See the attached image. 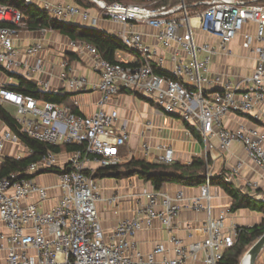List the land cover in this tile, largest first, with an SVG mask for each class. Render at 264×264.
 <instances>
[{"label": "built area", "instance_id": "2783aa9c", "mask_svg": "<svg viewBox=\"0 0 264 264\" xmlns=\"http://www.w3.org/2000/svg\"><path fill=\"white\" fill-rule=\"evenodd\" d=\"M88 1L95 5V14L68 0H24V4L36 5L49 18L62 22L76 17L82 24L96 27L103 18L120 25L115 36L135 55L133 62L111 63L88 42L68 43L70 50L89 53L92 68L98 72L97 83H89L83 75L64 71L59 75L68 89L99 92L97 110L86 116L7 87L16 83L6 74L10 72L33 81L44 92H52L48 81L39 78L45 70L40 42L30 43L24 54L18 51L16 41L25 27L23 14L13 6L0 5V72L6 75L0 81V106H13L12 117L20 133L51 146L81 147L63 154L47 151L26 166L24 175L0 177V264H219L224 251L236 241L238 225L223 224L228 209L217 218L211 216L208 179L198 196L187 199L181 191L174 197L147 193V201L138 207L136 216L122 219L105 233L96 208L100 191L92 174L119 163L120 147L129 138L126 124L117 125V111L106 107L120 89L152 99L165 114L179 115L199 130L204 140L208 135L218 136L222 149L239 143L245 158L264 173V133L254 127L227 129L222 125L223 117L233 113L251 115L255 121L264 117L259 109L264 108V0H198L190 6L185 0ZM191 7L202 8L191 12ZM137 25L150 26L162 46L175 44L184 55L178 58L174 53L172 67L164 71L163 56L145 43L135 29ZM237 35H241L243 47L253 52L256 65L248 76L230 79L226 73L211 71L210 63L215 55L230 53L229 45ZM0 136V154L6 141L21 149L14 159L33 154L8 128ZM160 148V162H173V148ZM242 164L236 160L231 172H238ZM55 169L59 170L61 192L47 207V188L36 184L33 176ZM251 186L258 188L253 183ZM253 194L264 197L261 192ZM187 209L207 214L201 226L203 237L188 244L174 229L176 218ZM155 220L169 231L171 256L161 242L146 253L135 247L133 236L141 228H150Z\"/></svg>", "mask_w": 264, "mask_h": 264}, {"label": "crops", "instance_id": "0c3cea01", "mask_svg": "<svg viewBox=\"0 0 264 264\" xmlns=\"http://www.w3.org/2000/svg\"><path fill=\"white\" fill-rule=\"evenodd\" d=\"M70 2L80 5L73 0ZM86 8H89L95 14V6ZM64 23L90 27L84 23L82 24L80 19L76 17ZM119 27V24H114L102 18L96 27L90 28L115 36ZM135 29L143 35L146 44L156 47L160 55L163 56L164 71L172 67L170 60L174 53H176L178 58L184 55L183 50L175 44H171L169 47L162 46L157 38L156 30L150 26L137 25ZM70 40L72 39L57 31H45L44 34H41L40 30L31 31L25 29L20 30L16 46L18 51L24 54L23 51L26 46L32 42L39 41L41 44L39 55L44 59L45 63V70L39 75V78L48 81L52 92H70L71 95L68 101L76 107L80 115L86 116L97 110L99 92L92 89L85 92L68 89L61 84L59 75L62 71L67 75H83L89 83H97L99 80L98 72L92 68L93 60L89 53L79 49H69L68 43ZM229 48V54L220 53L211 59V71L226 73L230 79L248 76L256 65L255 56L253 52L243 47L241 35H237L231 41ZM115 51L114 57L120 62H133L136 58L134 54L124 48H118ZM32 61L33 58H30L29 62ZM62 63L66 64L63 68L61 67ZM5 76L4 73H0V81H3ZM1 107L9 115H13V106L4 104ZM106 107L108 110L115 109L117 111L119 116L117 125L125 123L129 132L128 140L120 147V161L117 164L125 163L132 158H138L148 163L160 162L159 156L162 153L160 147L170 146L173 148L174 161L176 162L186 164L194 157H203L208 161L209 174L218 175L221 173L226 179L245 192H253L252 183L264 191V173L253 161L245 158L242 146L239 143L234 142L229 149H222L219 146L218 136L216 135H208L205 140L203 136L198 139L185 126L179 115L163 113L157 108L152 99H148L135 91L120 89L118 94L110 99ZM259 109L264 111L262 106ZM147 123L149 125H146ZM222 125L227 129H234L236 126L254 127L260 133H264V117L260 121H255L251 118V115L233 113L223 117ZM6 128L8 127L0 120V134ZM20 151L21 149L15 144L6 141L0 154V166L5 156L13 158ZM236 160H241L243 164L238 172L233 174L231 168L235 165ZM33 179L36 184L47 188L49 201L46 206H52L61 192L57 174L39 172V174L33 176ZM95 182H97L101 197V200L96 203V208L100 215L101 228L105 233L109 232L122 219L136 216L138 207L147 201V193L155 191L174 197L177 191H181L185 199H187L192 196H198L201 188V186L184 187L170 182L163 184L159 190H155L150 182L144 181L136 175L121 177V179L113 177L95 178ZM208 191L211 216L217 218L222 211L228 209L231 197L220 186L209 185ZM111 196H115L116 199L112 201ZM203 202L206 203V200ZM206 217L205 211L196 212L187 209L180 212L174 222V229L183 243L188 244L203 237L201 226ZM263 219L264 213L241 208L236 210V212H227L223 224L226 227L230 225L252 226ZM2 229L0 225V230ZM133 240L135 247L144 253L151 251L155 243L161 242L170 250L169 256L172 255L169 231L157 220L150 228L139 229L133 236Z\"/></svg>", "mask_w": 264, "mask_h": 264}, {"label": "trees", "instance_id": "16d2710c", "mask_svg": "<svg viewBox=\"0 0 264 264\" xmlns=\"http://www.w3.org/2000/svg\"><path fill=\"white\" fill-rule=\"evenodd\" d=\"M106 2H114L115 0H105ZM127 2H138L137 0H116ZM198 0H185L189 6ZM246 1V0H245ZM76 3L82 7H94L95 5L89 1L77 0ZM5 4L18 8L23 14V20L25 21V29L27 30H46L57 31L58 33L68 36L72 40H78L81 42H88L93 45L103 58L111 63L120 62L115 59L114 53L118 48H124L117 36L108 35L98 31L95 28L81 27L69 23H64L55 18H49L44 11L39 9L36 5H26L24 0H0V5ZM202 7H197L195 10ZM191 9V8H190ZM123 63V62H120ZM159 74L165 72L160 69H155ZM7 75L13 76L16 79V83L7 84V87L17 92H22L26 95H30L33 98H37L43 101L56 102L60 105L67 106L75 114L80 115L76 107L68 101L71 93L65 92H44L34 82L25 79L20 74L6 72ZM0 120L8 127L13 133L18 135L20 142L29 147L33 154L23 156L21 159H14L9 156H5L0 166V177L6 176L10 173H16L24 175V170L30 162H34L39 156L47 151L52 152H71L74 149L81 148L76 145L65 146H51L45 142L35 140L24 132H19V126L15 119L8 112L3 110L0 106ZM185 126L192 132V134L201 139L202 134L199 130H196L194 126L186 123ZM46 172L57 173L59 170H49ZM138 176L144 181H148L152 184L153 189L159 190L163 184L177 183L184 187L186 186H202L206 180H209L210 185L220 186L222 190L231 197V203L228 207V211L236 212L241 208H246L250 211L264 213V197L256 198L254 192H261L260 188H256L252 193L245 192L234 185L233 182L226 179V177L219 173L218 175H212L208 173V161L203 157H194L188 163L182 164L173 161L169 164L162 162L148 163L138 158H132L125 163L111 164L104 168H98L92 174L93 178L113 177L121 179V177ZM238 234L234 245L224 251L219 264H239L241 263V256L253 245V242L264 233V219L252 226L238 225ZM240 259V260H239Z\"/></svg>", "mask_w": 264, "mask_h": 264}, {"label": "water", "instance_id": "95a60500", "mask_svg": "<svg viewBox=\"0 0 264 264\" xmlns=\"http://www.w3.org/2000/svg\"><path fill=\"white\" fill-rule=\"evenodd\" d=\"M264 248V233L257 238L254 242L253 245L246 251L248 254V260L249 264H254L255 259L257 255L260 253V251Z\"/></svg>", "mask_w": 264, "mask_h": 264}, {"label": "rangeland", "instance_id": "374dc122", "mask_svg": "<svg viewBox=\"0 0 264 264\" xmlns=\"http://www.w3.org/2000/svg\"><path fill=\"white\" fill-rule=\"evenodd\" d=\"M69 1H71V0H69ZM74 2H76L77 0H73ZM255 1H258V2H261L260 0H255ZM186 5H187V3H186ZM190 11L191 12H193V11H195V8L194 7H191V9H190ZM21 30H25V27H23V28H21ZM1 73V72H0ZM246 253V252H245ZM244 253V254H245ZM243 254V255H244ZM242 255V256H243ZM242 256L240 257V258H242ZM240 260V259H239ZM256 261H255V263L254 264H264V248L260 251V253L257 255V257H256V259H255ZM240 262H241V260H240ZM239 264H241V263H239Z\"/></svg>", "mask_w": 264, "mask_h": 264}, {"label": "bare ground", "instance_id": "6f19581e", "mask_svg": "<svg viewBox=\"0 0 264 264\" xmlns=\"http://www.w3.org/2000/svg\"><path fill=\"white\" fill-rule=\"evenodd\" d=\"M241 264H249L248 254L245 253L241 258Z\"/></svg>", "mask_w": 264, "mask_h": 264}]
</instances>
